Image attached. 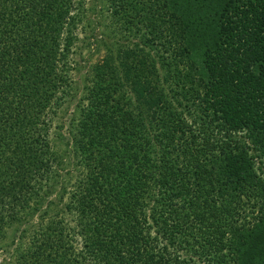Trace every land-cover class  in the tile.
Returning <instances> with one entry per match:
<instances>
[{
	"label": "trees",
	"instance_id": "1",
	"mask_svg": "<svg viewBox=\"0 0 264 264\" xmlns=\"http://www.w3.org/2000/svg\"><path fill=\"white\" fill-rule=\"evenodd\" d=\"M85 2L0 0V246L64 161L49 114L73 96ZM107 3L161 106L128 88L153 69L136 52L91 66L69 127L83 171L11 264H264V0Z\"/></svg>",
	"mask_w": 264,
	"mask_h": 264
},
{
	"label": "rangeland",
	"instance_id": "2",
	"mask_svg": "<svg viewBox=\"0 0 264 264\" xmlns=\"http://www.w3.org/2000/svg\"><path fill=\"white\" fill-rule=\"evenodd\" d=\"M85 3L87 9L85 10L82 22L77 28L79 39L73 54V59L77 67L72 68L70 71V76L73 79L74 85L72 91L73 96L70 101L65 102L53 113L49 114L51 118L50 136L56 138V140H54L56 147L61 148L59 153L65 155L64 161L62 162L60 170L52 174L53 179L50 181L52 187L46 191L47 193L45 192V199L42 201L38 210L34 212L32 218H30V220L22 218L19 222L12 223L11 226L8 227L9 241L14 240V244L11 246H7L6 244L0 246V264L12 263L10 254H12L21 243L23 247L27 241L31 239L39 223V217L46 207H48L51 215L54 216V213H57V210L60 209L62 203L67 201L69 195L68 193H64L63 189H67L68 191L71 185L75 183L76 176L80 174V171H83L78 164L79 159H77L76 155L71 151L72 132H69V127L71 119L74 117L73 114L76 110L77 101L83 94L84 85L87 83V77L89 76L88 73L91 66L96 63H103L105 57L109 60L114 59V57L121 59V61L128 60L131 67L135 62L133 55L130 54L128 58L126 52H136L137 48L131 44L124 47V43L127 42H122L119 29L106 24V22L109 23V20L106 18L108 12V10H106L108 7L107 0H87ZM118 19L120 20L119 25H123L124 19L122 15L119 16ZM117 27L120 28V26ZM117 37L120 39L117 40ZM109 47L110 50L108 51ZM137 54L140 58H146L149 64L153 66V69L149 68L147 71L140 69L136 71L131 68L130 77L127 78L128 88L131 89V87L135 86L136 89H139V93L142 94L141 98L144 102L149 104V102L154 99L155 104L160 107L161 104L156 99V97H158V80L157 82L154 80L157 67L150 58L139 53ZM116 63L118 62L116 61ZM59 125L62 126L60 127ZM146 205L148 212L152 206V201H148ZM62 217L67 219L71 225L74 224V220H72L69 215H62ZM24 231L25 233H23Z\"/></svg>",
	"mask_w": 264,
	"mask_h": 264
}]
</instances>
